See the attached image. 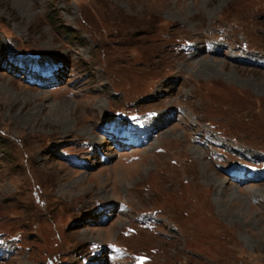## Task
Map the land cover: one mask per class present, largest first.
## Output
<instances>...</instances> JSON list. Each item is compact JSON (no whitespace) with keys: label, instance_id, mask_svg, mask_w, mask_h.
Wrapping results in <instances>:
<instances>
[{"label":"rangeland","instance_id":"1","mask_svg":"<svg viewBox=\"0 0 264 264\" xmlns=\"http://www.w3.org/2000/svg\"><path fill=\"white\" fill-rule=\"evenodd\" d=\"M11 51L66 72L30 86ZM262 63L264 0H0V232L21 238L0 264H109L110 243L155 264H264V181L229 180L206 135L264 157ZM124 132L119 151L107 137Z\"/></svg>","mask_w":264,"mask_h":264},{"label":"bare ground","instance_id":"2","mask_svg":"<svg viewBox=\"0 0 264 264\" xmlns=\"http://www.w3.org/2000/svg\"><path fill=\"white\" fill-rule=\"evenodd\" d=\"M215 65V63H213ZM211 65V64H210ZM218 65V64H217ZM209 67V66H208ZM210 68V67H209ZM73 114V113H72Z\"/></svg>","mask_w":264,"mask_h":264}]
</instances>
